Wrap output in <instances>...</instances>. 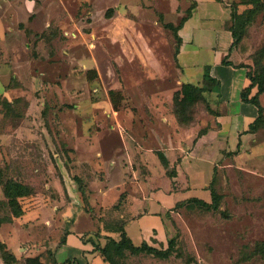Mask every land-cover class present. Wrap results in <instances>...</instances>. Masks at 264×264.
I'll return each instance as SVG.
<instances>
[{"label":"rangeland","instance_id":"374dc122","mask_svg":"<svg viewBox=\"0 0 264 264\" xmlns=\"http://www.w3.org/2000/svg\"><path fill=\"white\" fill-rule=\"evenodd\" d=\"M44 3L29 38L35 44L45 40L30 65L20 64L18 79L5 73L19 64L0 54V177L30 186L33 196L21 201L23 209L37 198L40 203L48 201V207L73 202L75 215L81 218L70 230L99 245L119 238L103 226L124 227L118 216L127 208L135 215L155 209L158 215L140 216L127 224L126 233L135 246L145 243L165 257L111 249L108 264H264V93L259 96V122L241 139L239 135L234 152L218 153L211 133L202 142L210 144L197 145L181 162L177 176L176 164L192 149L198 133L215 129L211 122L215 96L207 84L199 86L201 98L192 107L185 109L180 97L174 102L181 87L175 60L179 41L167 24L175 28L184 18L178 17L181 0ZM228 4L234 13L230 24L234 41L238 40L232 48L235 62L264 85V0ZM26 55L18 52L17 60L23 63ZM91 71L96 78L90 79ZM2 81L16 91L4 92ZM110 90L124 99L118 112L130 109L146 121L149 141L161 137L146 148L164 150L168 143L172 152L166 157L173 164L166 174L155 155L143 154L146 166L133 163L134 183L117 189L123 190L118 203L113 185L122 169L124 180L133 174L129 166L126 169L129 160L120 147L119 131L112 128L114 119L109 118ZM175 115L179 129L169 144L173 136L169 122L176 121ZM96 154L108 162L103 165ZM173 174L174 178L167 176ZM145 195L156 200H146ZM189 199L210 206H175ZM6 211L9 208L0 204V213ZM88 231L91 237L85 235ZM42 244L53 246L48 237Z\"/></svg>","mask_w":264,"mask_h":264},{"label":"crops","instance_id":"0c3cea01","mask_svg":"<svg viewBox=\"0 0 264 264\" xmlns=\"http://www.w3.org/2000/svg\"><path fill=\"white\" fill-rule=\"evenodd\" d=\"M46 1L48 2V0H0V51H2L0 54L3 53L4 57L9 60H16L19 64L14 68L11 65L8 72L6 71L5 76L8 75L11 79L19 78L20 64L30 65L31 59L35 56V51L40 48L45 40L35 44V40L31 41L29 36L32 35L31 28L37 14L40 13L41 15L43 7L46 6L44 3ZM181 6L182 9L178 17L183 16L185 20L176 31L179 45H177L175 53L180 83L202 85L204 83V71L208 68L210 77L216 80V86L211 92V95L215 96V101L212 102L215 104V108L212 109L214 115L211 117L215 129H209L210 132L201 135L192 149L184 154L180 163L176 164L177 176L181 162L184 158L191 156L197 145L202 144L205 147L210 144L209 142H202L211 133H213L214 143L219 145L218 153L234 152L239 143V135H241V139L258 116V110L254 105L241 100V92L248 87L249 80L246 75L247 69L237 67L238 64L235 62L232 53L233 37L229 29L231 8L228 0H181ZM44 26L45 29H48V24ZM21 51L25 55L28 54L23 63L17 60L18 52ZM224 61L231 62L232 65H225ZM6 67H10V65ZM28 74H31L29 68ZM1 78L3 79V76L0 73V80H2ZM1 84V89L4 92L16 91V89H10L9 85L4 84L3 81ZM253 94L254 90L250 96ZM123 101L124 99L116 110L110 105L109 118L114 119L112 127L114 131H121V134L116 132V135L120 147H123L125 156L129 160L126 169L129 166L133 175L130 179L128 178L129 181L124 180L125 170L122 169L121 178L113 185L115 192L119 193L117 203L121 202V195L123 194V190L117 189H123L127 185L126 182L134 183L132 179L136 176L132 167L133 163L136 161L138 167L146 166L142 162L143 154L157 157L156 153L160 152L168 161V169L172 168V162L166 157L167 152H172L169 151L170 145L165 143L164 150L146 148L152 143L158 144L157 139H161V137L154 136L152 138L151 136L152 140L149 141L144 132L146 131V121H142V118L137 117L135 112L130 109L118 112ZM169 123L173 131V136L169 137V144H172L174 136L177 135L176 129L179 128L174 119L173 122ZM96 157L102 159L99 154H96ZM101 161L103 165L108 162L106 158ZM113 163H110L111 168H113ZM140 183L146 184L145 180L140 181ZM141 184H139L140 189H142ZM175 184L177 188L181 189L179 182H175ZM145 197L147 196L145 195ZM3 200L4 197L0 188V201ZM146 200L153 202L156 199L147 197ZM23 210L24 213L21 217L0 224V244L14 257L11 264H25L27 259L32 258H38L42 264H66L71 261L75 264H106L94 251L91 240H83L81 232L70 230L71 227L69 226L76 225L81 218L80 215H75L73 202L61 201L57 206L48 207V201L44 200L40 203L37 198L32 207ZM144 214L158 215L159 213L155 209H145L143 214L135 215L127 208L123 214L119 215L118 218L124 221L125 233L127 224L134 223ZM85 235L91 237L92 231L86 232ZM45 237H48V241L53 244L52 247L42 244ZM61 240H64L63 243ZM0 264H5L1 253Z\"/></svg>","mask_w":264,"mask_h":264},{"label":"trees","instance_id":"16d2710c","mask_svg":"<svg viewBox=\"0 0 264 264\" xmlns=\"http://www.w3.org/2000/svg\"><path fill=\"white\" fill-rule=\"evenodd\" d=\"M231 8V7H230ZM233 9L231 8V22H232V18H233ZM185 18H183L180 22V24H178L177 27H173L171 24H167V27L172 29V30H178L182 23L184 22ZM232 37H233V43H232V48L235 45L236 41H234V37L235 34L232 31L231 25L229 27ZM175 40L178 43L179 39L177 38V36H175ZM225 65H232L231 62H223ZM237 67H241V68H245V66L242 65H237ZM247 79L249 80V85L247 88L243 89L241 92V100L245 103H249L254 105L257 110H258V116L255 119V121L250 125L249 127V131H252L256 124L259 122L260 120V105H259V96L260 94L264 93V85L263 83L259 80L256 79L255 77L251 78L248 75L247 72ZM204 83L207 84L210 88L208 90H212L215 86H216V80L212 79L209 75L208 72V68L205 69L204 71ZM96 78V73L95 71H91V77L90 79H94ZM252 90H254V94L252 96L251 92ZM201 93H202V88H200L199 86L196 85H192V84H188V83H182L180 90H178V92H176V94L174 95V102H177L178 98L179 99V103L185 108L188 109L189 107H192L193 105H195L196 102H198L201 98ZM108 96L110 99V103L113 107V109H118L121 101H122V96L120 95L119 92H114V91H109L108 92ZM175 119L176 122L178 123V125L180 124V119L177 115H175ZM204 132H199L198 133V138L203 135ZM161 165L164 167V169L166 170V174L168 173L167 169H168V161L165 158V156L160 153L157 152L156 153ZM171 178H174L175 175H167ZM0 188L4 197L3 201H0V204L2 205H6L9 208V211L5 214H1L0 213V224L5 223V222H10L13 219L19 218L23 215L24 210L22 207V203L21 201L26 199L27 197L33 196L32 193V189L30 188V186L22 184L20 182H17L16 180H8L6 182H4L1 177H0ZM210 198L212 200V204L216 205V196L214 195V193L212 191H210ZM183 204H192V205H199L201 207L204 208H209L210 204H208L207 202H204L200 199H189L186 201H182L180 203H177L175 206H181ZM120 227V225H119ZM103 229L105 231H107L108 233H112V234H117L118 235V239L114 238V237H110L109 235H107L108 237V241L105 244H98L97 242H92L95 247L94 251H96L99 256L102 258L103 262L108 264L109 263V252L111 249L115 250V252L117 253H122L124 250H129L131 254H136L139 252H147L149 254H154L157 256H163L165 257V254H162L161 251L156 250L155 248L149 247L147 246V244H142L141 246H135L131 240L128 238V236L126 235L124 229H123V225L120 228L117 229H106V227L103 226ZM99 240V239H98ZM105 240V239H104ZM64 240H61V243H63ZM92 244V245H93ZM0 253H1V257L4 261L5 264H11L14 261V257L12 255H10L6 250L5 247L3 245L0 244ZM25 264H42L40 263L38 258H32V259H27L25 261Z\"/></svg>","mask_w":264,"mask_h":264}]
</instances>
